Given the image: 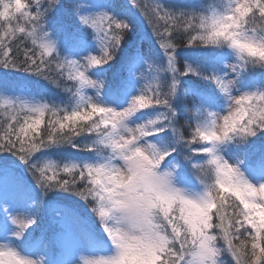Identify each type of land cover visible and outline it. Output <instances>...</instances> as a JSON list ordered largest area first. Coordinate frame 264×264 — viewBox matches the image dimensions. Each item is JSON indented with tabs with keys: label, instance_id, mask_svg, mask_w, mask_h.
I'll use <instances>...</instances> for the list:
<instances>
[{
	"label": "snow or ice",
	"instance_id": "obj_1",
	"mask_svg": "<svg viewBox=\"0 0 264 264\" xmlns=\"http://www.w3.org/2000/svg\"><path fill=\"white\" fill-rule=\"evenodd\" d=\"M33 4L34 11L21 0H0V68L50 83H56L51 73L61 77L67 73V79L76 82V91L70 107L61 108L40 102L28 90L17 94L7 83H0L4 116L0 155L15 157L30 172L40 199L29 207L38 208L54 191L90 204L112 253L89 264H208L209 259L224 264L221 256L225 252L234 264H264V144L252 151L246 147L252 137L264 132V79H255L257 69L264 76V0H213L188 10H170L158 0L143 5L138 0H126L124 5L109 0L102 6L107 10L88 13L80 0H33ZM132 12L151 27L167 67L153 69L152 61L159 53L143 51L141 36L121 65L124 75L109 82L108 68L133 28ZM57 13L72 17L83 35L56 28ZM20 19L25 23H19ZM180 31L187 47L227 48L236 62L225 63L223 74L187 63L179 71L173 41ZM90 33L94 53L88 50ZM61 41L69 49L63 59L58 51ZM14 44L16 55L12 54ZM146 64L149 75L153 70L171 72L166 92L159 84L141 86L137 73ZM188 76L211 82L227 114L210 110L215 97L182 84L181 77ZM151 78L156 81L155 76ZM243 86L248 90H242ZM86 88L95 89V95H87ZM188 97L191 104L184 110L191 113L186 117L191 131L185 135L177 126L181 118L177 103ZM45 117L46 136L41 130ZM84 133L88 138L81 145L74 137ZM230 142L237 146L232 163L220 154L221 145ZM62 147L86 152L93 161H69L61 166L51 160H34L38 153ZM137 156L144 157L147 167L129 166L128 161ZM181 157L193 165L192 174L203 194L185 198L171 189V196L156 209L157 222L138 202L144 192L136 175L167 185L171 174L156 176L155 169L181 163ZM209 168L215 172L211 179ZM225 173L230 174L228 179ZM13 174L11 162L0 161V185L8 183ZM0 203H5L2 197ZM116 211L122 213L123 229L108 222ZM3 212L0 234L23 244L29 255L2 243L0 264H47L40 254L42 248L47 249L43 237L25 239L37 223V213L13 214L6 206ZM197 234L212 243L200 249Z\"/></svg>",
	"mask_w": 264,
	"mask_h": 264
},
{
	"label": "trees",
	"instance_id": "obj_2",
	"mask_svg": "<svg viewBox=\"0 0 264 264\" xmlns=\"http://www.w3.org/2000/svg\"><path fill=\"white\" fill-rule=\"evenodd\" d=\"M107 2L109 3V0H107ZM155 2L156 0H138V3L141 5ZM158 2L170 10L179 8L188 10L190 8H199L205 6L204 0H158ZM26 5H29L30 10L34 11L33 3ZM99 10L106 9L102 7ZM59 14L61 16L62 22L60 27H70L73 26L74 23H77L72 17L63 13ZM131 16L133 17L134 21L133 28L128 37H126L125 42L122 44L121 51L111 63V67L108 68L109 82H115L122 75H124L121 72V65L131 52L134 41L138 37H144V40L141 44L143 51L148 52L150 50L153 54L159 53V57L152 61L153 69L158 68L156 65L165 60L162 50L159 49L158 44L154 43L155 38L152 36V30L147 21L135 12H132ZM135 16L137 17L135 18ZM23 21L24 20H22V24L25 23V21ZM12 26H15V24L12 23ZM163 26V22H161V30L163 29ZM55 27L58 28V26ZM91 39L92 37L90 33L87 36L88 43ZM16 43H18V41ZM173 43L176 45V67L179 71H183L185 64L187 63L191 64L193 67L201 66L208 71H220V73L223 74L224 63L222 62V59L224 55L228 54L231 57L229 61H232V63L236 62L235 58L232 56L231 50L227 48H204L203 46H200V48L187 47L182 31L176 34V39L173 41ZM21 48H23V46H21ZM13 50L14 51L12 54L16 55L15 44L13 45ZM88 50L94 53L95 45L89 46ZM58 51L61 54V59H63V55L69 54L68 45L61 41V43L58 45ZM19 58L23 60L24 57L22 52L20 53ZM73 58H75V56ZM3 71L7 70L0 68V83H7L9 87L14 89L17 94H19L22 89L28 90L34 94L36 99L40 102L54 104L61 108L70 107L71 103L74 101L73 94L76 91V82L68 80L67 73L63 77L59 76L55 72L51 73L50 75L52 76V79L56 81V83H50L43 78L34 76L29 77L23 72L10 74L6 81ZM92 71L94 70L89 69V72ZM256 71V81L264 79V76L259 74V69ZM152 76L156 77L155 82L152 81ZM181 79H183L182 84L191 85L192 87L202 90L205 94L215 97L214 101L210 105V110L220 113L226 110L227 106L225 105L223 98L220 97L218 93H216L211 82L192 76L181 77ZM145 83L159 84L160 90L162 92H166L168 90L167 86L171 83V72L157 73L153 70L151 75L147 77ZM242 90H248V86H243ZM84 91L87 94L86 89H84ZM190 104L191 97L182 99L177 103V111L181 117L177 121V126L185 135L191 131V129H189L186 125V117L191 113L186 112L184 110V106ZM2 115V110H0V121H3ZM47 119L48 118L45 117V121L41 125V130L44 132L45 136L47 129ZM21 123H23V120H21ZM87 138V133L82 134V137H74V139H76L81 145L87 142ZM262 144H264V132L258 133L256 137H252L246 147L249 149V151H252L253 149H258ZM223 147L227 152V155H231V157L232 154L237 151V146L235 144L230 143ZM173 155L175 156V154ZM228 156L227 158H229ZM34 160H41L42 163L51 160L62 166L69 161L92 162L93 158L86 152H78L73 148L62 147L52 148L45 150L43 153H38L34 157ZM0 161L11 162L12 168L14 169V174L10 178L19 180L21 184V190L14 192L13 197L4 199L0 195V197L3 198V201H8L7 203H0V221L5 220L6 214L3 212V207H8L10 212L13 213L11 207H9V205L13 203L19 204L23 208L24 213L36 212L37 223L33 225V228L29 231V233L31 232L29 238L35 240L37 237H43L47 244V249L42 248L40 252L44 253L43 256L47 263L53 264V262L62 256V252L67 253L74 251V243L77 242L81 243L90 251H96L98 247H111V245L107 243V238L104 235L102 229L99 227L98 221L91 213L90 204H85L78 197H75L70 193L54 191L48 193L47 196L43 198V203L40 204L38 208H30L29 205L32 204L33 201L40 199V194L35 188L30 172H28L26 168L15 159V157H12L9 154L0 155ZM242 170L247 172L244 167H242ZM15 189H20V187L18 186ZM29 233H26L25 236ZM220 244H222V242H220ZM221 260L224 262V264H234L230 254L227 252L221 256Z\"/></svg>",
	"mask_w": 264,
	"mask_h": 264
},
{
	"label": "rangeland",
	"instance_id": "obj_3",
	"mask_svg": "<svg viewBox=\"0 0 264 264\" xmlns=\"http://www.w3.org/2000/svg\"><path fill=\"white\" fill-rule=\"evenodd\" d=\"M100 1H102V0H80V3H81V6L83 7L84 12L88 13L90 11H97V10L101 9L103 5H101L102 3ZM123 1H125V2H123ZM21 2L23 4H29V3L31 4V3H33V0H21ZM116 2L119 3L120 5H123L126 3V0H116ZM212 2H213V0H204L205 6L209 3H212ZM65 3H70V0H65ZM136 17L137 16H135V18ZM22 20L23 19H20L19 23L22 24ZM0 23H3V22H0ZM12 23L16 25L17 21L13 20ZM61 23H62L61 22V16L59 13H57L55 16L54 24H55V26H58V28H61L60 27ZM62 28H64V29L66 28V30L68 32L83 35V32H82L78 23H74V25L70 26V27L62 26ZM93 41L94 40L89 42V45H92ZM15 54H16V51H15ZM230 59H231V57L228 54H226V55H224L222 62L224 64L225 63H232V61H229ZM165 60H166V58H165ZM165 60L163 62L158 63L156 66L158 68H166L167 67V60L166 61ZM3 72L5 74V80L6 81H7V78L10 74L16 73L15 71H12V70H7V71H3ZM162 72H164V71H160V73H162ZM148 73L149 72H148L147 65H145L143 71L137 73L138 77H142L141 86H143L145 84L147 77L149 76ZM219 73H220V71H219ZM91 78L95 79L96 77L93 76ZM86 92L90 96L95 95V89L86 88ZM226 109H227V107H226ZM221 114H227V110H225ZM3 119H4V116L2 117V120ZM221 148H222V150H221L220 154L224 157V159L226 161H228L229 163H232L231 155H229V156L227 155V152L225 151L223 146ZM226 155L229 158H227ZM194 162H196V161H194ZM181 175L183 176V186L186 188V189H183L184 194L189 198H191L190 193L195 194L193 196L194 199L196 197H198L202 193V185L200 184L199 181L196 180V177L192 174V168L190 167L189 164H186L183 162L180 163L179 168H178L177 173H176V177H177L176 186L182 190V187L180 186V183L178 181L180 179ZM245 176L248 177L247 175H245ZM189 177L191 178V180L189 179ZM195 184L199 185L200 188L194 187ZM18 186L20 187V189H15ZM18 190H21V184H20V181L17 179L10 178L8 183L0 185V195L4 199L13 197L14 192H16ZM21 197H23V196H21ZM4 202L7 203L8 201L4 200ZM9 207H11L13 214L24 213L23 208L19 204L13 203V204L9 205ZM30 234H31V232L25 236V239L29 238ZM2 243H7V244H9V246L15 247L16 250L18 252H20L21 254L29 255L27 249L25 248V246L23 244L19 243L18 241H14V240L10 241V240L6 239L3 234H0V244H2ZM74 247H75V252L73 253L72 257L69 258L67 264H89L90 261H95V260L99 259L102 255H110L112 253L111 247H109V248L98 247V249L96 251H90L89 249H87L85 246H83L81 243H78V242L74 243ZM40 254L43 255L44 253L40 252ZM33 258H35V255H33ZM58 263H59V259L56 260L55 262H53V264H58Z\"/></svg>",
	"mask_w": 264,
	"mask_h": 264
},
{
	"label": "clouds",
	"instance_id": "obj_4",
	"mask_svg": "<svg viewBox=\"0 0 264 264\" xmlns=\"http://www.w3.org/2000/svg\"><path fill=\"white\" fill-rule=\"evenodd\" d=\"M231 143V142H230ZM227 145V144H225ZM225 145H221L225 146ZM181 160L183 163L189 164L191 168H193V165L188 162L184 161L183 157H181ZM226 161V160H225ZM129 166L135 168L136 165L143 164L144 167H147V164L145 162V159L143 156H137L135 160L128 161ZM180 163H173L168 168H157L155 169V175L160 176L163 173H170L171 175L168 177V184L162 185V184H154L150 178L145 177L143 174H137L136 175V181L137 185L143 189L144 195L139 198L140 205L145 209V211H150L151 216L153 218H156V221L158 222V212L156 211L159 204L164 201L166 202L167 199L171 196V189H177L181 192V194L185 198L187 197L184 192L176 186V173L179 168ZM215 175L214 169L209 168L207 172V176L209 179H211ZM230 177V174L225 173L224 178L228 179ZM203 192L200 194L202 195ZM199 195V196H200ZM122 213L120 211H116L113 213L112 218L108 221L110 225H114L118 228H125V223L121 219ZM198 240H200V249H203L207 244L212 243L211 241L205 240L203 237H200L199 234H197L196 237ZM198 249V250H200ZM191 250V249H190ZM208 264H214V262L209 259Z\"/></svg>",
	"mask_w": 264,
	"mask_h": 264
}]
</instances>
